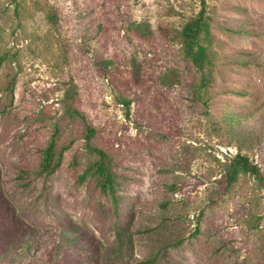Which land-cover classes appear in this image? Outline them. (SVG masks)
<instances>
[{
	"label": "rangeland",
	"instance_id": "obj_1",
	"mask_svg": "<svg viewBox=\"0 0 264 264\" xmlns=\"http://www.w3.org/2000/svg\"><path fill=\"white\" fill-rule=\"evenodd\" d=\"M200 9L0 0V264H264V189L241 174L218 197L237 153L264 177V0H205L202 72L180 43ZM67 104L112 195L78 181L95 157ZM54 132L60 167L39 174Z\"/></svg>",
	"mask_w": 264,
	"mask_h": 264
},
{
	"label": "trees",
	"instance_id": "obj_2",
	"mask_svg": "<svg viewBox=\"0 0 264 264\" xmlns=\"http://www.w3.org/2000/svg\"><path fill=\"white\" fill-rule=\"evenodd\" d=\"M199 1L201 3L200 11L181 27L180 43L184 57L191 62L196 70L202 72L204 67L211 63L207 58L206 47L201 41V34L207 31L208 26L206 22L205 0ZM65 95L68 99H72V89L68 90ZM128 105L129 103L126 102L127 107ZM65 115L69 119L78 120L82 124L83 149L88 155L95 157V161L78 178V181L82 183L87 176H91L95 180L96 187L102 194L112 195L114 193L116 175L112 170L111 160L107 152L94 144L96 129L87 122L86 116L72 104H67ZM56 138L57 134L54 132L46 147L41 150L39 174L52 175L60 167L62 154L66 148L62 147L57 152ZM241 174L250 175L264 189V177L259 167L251 163L246 156L237 153L225 165L222 177L218 180L220 186L218 197L224 195ZM22 176L24 179H28L31 176V172L24 170ZM153 262L154 260H146L138 264H151Z\"/></svg>",
	"mask_w": 264,
	"mask_h": 264
}]
</instances>
